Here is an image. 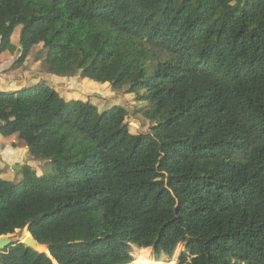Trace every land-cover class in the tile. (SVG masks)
Returning a JSON list of instances; mask_svg holds the SVG:
<instances>
[{"label":"trees","instance_id":"16d2710c","mask_svg":"<svg viewBox=\"0 0 264 264\" xmlns=\"http://www.w3.org/2000/svg\"><path fill=\"white\" fill-rule=\"evenodd\" d=\"M0 44L20 49L12 70L40 45L46 74L134 94L153 123L134 134L122 106L0 90V136L52 168L0 169V236L44 251L15 240L0 264H131L133 247L178 244L177 264H264V0H0Z\"/></svg>","mask_w":264,"mask_h":264},{"label":"rangeland","instance_id":"374dc122","mask_svg":"<svg viewBox=\"0 0 264 264\" xmlns=\"http://www.w3.org/2000/svg\"><path fill=\"white\" fill-rule=\"evenodd\" d=\"M18 38L19 29H16L11 40L14 45L18 46ZM40 47V45H37L35 51L28 54L25 64L22 65L21 68L12 70V64L20 57V49L17 48V50L13 52H8L6 50V45L0 44V90L14 91L20 89V87L34 88L42 84L54 88L65 100L90 101L100 111L107 110L113 106H122L129 112L126 122L132 133L142 134L149 132L153 123L141 115L135 114L133 111V108L137 106L136 95L126 94L124 92H113L107 84H98L88 80H81L78 77L68 79L50 76L46 74L36 62V52ZM14 137L18 144L21 145V149H23L22 142L18 141L16 136ZM28 161L31 162V173L33 176H42L52 171L49 161L44 159L42 155H37L33 158L24 157V164ZM13 166L14 165L7 166V164L0 161V169H3L1 178L5 181L18 183L22 178L21 169L26 165L15 164L19 169ZM25 233H28L27 230L17 231L11 236L14 240L22 241ZM37 250L38 252H43L41 247ZM183 250L184 244H178L171 259L167 256H161L160 259H157L152 248H149L147 252H145V254L147 253L146 257L147 255L148 257L146 258L147 260L143 261V264H177L178 258ZM141 256H144V253L140 249L133 247V263L131 262V264H134V262L137 261V257Z\"/></svg>","mask_w":264,"mask_h":264},{"label":"crops","instance_id":"0c3cea01","mask_svg":"<svg viewBox=\"0 0 264 264\" xmlns=\"http://www.w3.org/2000/svg\"><path fill=\"white\" fill-rule=\"evenodd\" d=\"M13 144H15V148L13 147ZM22 146L23 149H21V145L18 144L14 136L10 138H3L0 136V161L4 164H7V166L23 164L31 167L30 161L24 164V157L29 156L27 154V147L24 148L25 145L23 143ZM1 170L3 171V169Z\"/></svg>","mask_w":264,"mask_h":264},{"label":"water","instance_id":"95a60500","mask_svg":"<svg viewBox=\"0 0 264 264\" xmlns=\"http://www.w3.org/2000/svg\"><path fill=\"white\" fill-rule=\"evenodd\" d=\"M14 168L19 169L17 166H13ZM15 240L12 238L11 235L7 236H0V251L4 248L8 247L10 244H12ZM22 244H24L26 247L33 249L34 251H37V243L32 238V236L28 233V236L24 237L22 241H20ZM48 254V251L45 252Z\"/></svg>","mask_w":264,"mask_h":264},{"label":"bare ground","instance_id":"6f19581e","mask_svg":"<svg viewBox=\"0 0 264 264\" xmlns=\"http://www.w3.org/2000/svg\"><path fill=\"white\" fill-rule=\"evenodd\" d=\"M26 236H28V234H26L25 233V236L24 237H26ZM40 247H42V245H37V249L38 248H40ZM44 247V246H43ZM45 248V247H44ZM45 250H46V252H47V249L45 248ZM143 253H144V256H141V257H137V261L136 262H134V264H140V263H142L143 264V261L144 260H147L146 258L148 257V255H147V257H146V254H145V252H147V250H148V248L147 249H140ZM44 252V251H43ZM148 260H149V258H148ZM150 261V260H149ZM133 263V262H132ZM145 264V263H144Z\"/></svg>","mask_w":264,"mask_h":264}]
</instances>
